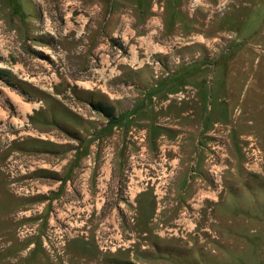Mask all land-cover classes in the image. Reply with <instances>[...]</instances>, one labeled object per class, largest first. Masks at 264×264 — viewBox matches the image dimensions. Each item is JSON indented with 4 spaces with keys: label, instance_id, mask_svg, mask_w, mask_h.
Returning a JSON list of instances; mask_svg holds the SVG:
<instances>
[{
    "label": "rangeland",
    "instance_id": "rangeland-1",
    "mask_svg": "<svg viewBox=\"0 0 264 264\" xmlns=\"http://www.w3.org/2000/svg\"><path fill=\"white\" fill-rule=\"evenodd\" d=\"M205 1L0 0V264H264V0Z\"/></svg>",
    "mask_w": 264,
    "mask_h": 264
},
{
    "label": "flooded vegetation",
    "instance_id": "flooded-vegetation-1",
    "mask_svg": "<svg viewBox=\"0 0 264 264\" xmlns=\"http://www.w3.org/2000/svg\"><path fill=\"white\" fill-rule=\"evenodd\" d=\"M82 152V151H81ZM81 153H79V152H76V155L77 156H79ZM159 209H157V208H155V214H154V216L155 217H153L154 219H151V221H152V223L150 224H147L146 223V226H144L143 228H141V231H140V233H139V235H140V237L138 238L137 236L135 237V239H133V243H135V244H137V241H140V243L142 242L143 244L142 245H140V246H142L141 247V250H139L142 254H143V257H144V255H145V258H149V257H153V256H151L150 255V252H149V250L150 249H152L153 250V252L156 254V255H159L160 254V250H161V245L163 244V240H161L160 238V232L162 231V229H160L159 227H156V228H154V229H150L149 228V225H155L154 224V222L155 221H157V217L159 216L158 214H159ZM158 213V214H157ZM174 214V213H173ZM179 214H176L175 216H174V218L172 219V221H169L168 222V227L170 226V225H174L175 224V222L177 223L178 221H179ZM161 225V224H160ZM167 227V228H168ZM179 230H180V228H178ZM167 230H170L169 228L167 229ZM172 230H175V228L173 227L172 229H171V231ZM157 235V236H156ZM170 235V234H169ZM152 236H156V237H152ZM173 236V235H172ZM167 241H175V239L174 238H171V239H169L168 238V240ZM139 253V252H138ZM169 254V253H168ZM134 255H132V257H133ZM129 258V259H127L126 260V264H139V262H137L136 260H134L133 258Z\"/></svg>",
    "mask_w": 264,
    "mask_h": 264
},
{
    "label": "crops",
    "instance_id": "crops-1",
    "mask_svg": "<svg viewBox=\"0 0 264 264\" xmlns=\"http://www.w3.org/2000/svg\"><path fill=\"white\" fill-rule=\"evenodd\" d=\"M139 13H141L142 14V12H141V10L139 11ZM135 18L132 16L131 17V19H130V21H129V25L131 26V27H134V25H135ZM157 30H154L153 32H156ZM152 32V33H153ZM147 40V43L149 44L151 41H153L154 39H146ZM164 41V40H163ZM153 43H154V41H153ZM147 51H146V54H148V57H153L154 56V51H149V47L146 49ZM163 53H162V51L160 52V55H162ZM164 56V55H163ZM154 86V85H153ZM71 113V112H70ZM73 114V113H72ZM74 115V114H73ZM74 117H75V115H74ZM76 118V117H75ZM79 118L80 117H78L77 118V122H76V124L75 123H71V124H69L70 126H72L73 128H75V130H77V131H82L83 132V128L84 127H82L83 125H82V123H80V121H79ZM106 127L109 129V130H114L115 129V127H112L110 124H109V122H108V124L104 127V129H106ZM104 129H102V130H104ZM79 131V132H80ZM108 131V130H107ZM94 137V136H93ZM81 149V148H80ZM80 149H78V148H75V149H72V151H70V152H73L74 154H76V152H79L80 151ZM79 150V151H78ZM67 151H69L68 149H67ZM220 199V198H219ZM223 200H224V197H222V200L221 201H216V203H221V202H223ZM216 222V221H215ZM211 227V226H210ZM216 233V232H215Z\"/></svg>",
    "mask_w": 264,
    "mask_h": 264
},
{
    "label": "built area",
    "instance_id": "built-area-1",
    "mask_svg": "<svg viewBox=\"0 0 264 264\" xmlns=\"http://www.w3.org/2000/svg\"><path fill=\"white\" fill-rule=\"evenodd\" d=\"M158 2H159V0H156V3H155L156 10H159L160 9V5L158 4ZM227 2H228V0L221 1L219 3V5H218V8L219 9H222L223 7L225 8ZM206 7H207V3H206L205 0H189V11L192 14L196 13L199 9L206 8Z\"/></svg>",
    "mask_w": 264,
    "mask_h": 264
},
{
    "label": "trees",
    "instance_id": "trees-1",
    "mask_svg": "<svg viewBox=\"0 0 264 264\" xmlns=\"http://www.w3.org/2000/svg\"><path fill=\"white\" fill-rule=\"evenodd\" d=\"M92 107L95 110L102 112L106 117H108L110 119L112 118V115L106 109H104L103 107H100L99 105H96V104H92Z\"/></svg>",
    "mask_w": 264,
    "mask_h": 264
}]
</instances>
